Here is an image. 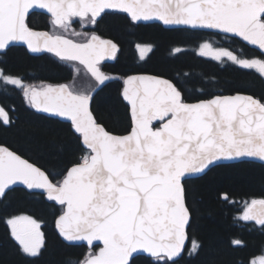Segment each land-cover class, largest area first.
Returning a JSON list of instances; mask_svg holds the SVG:
<instances>
[{
    "label": "snow or ice",
    "instance_id": "snow-or-ice-1",
    "mask_svg": "<svg viewBox=\"0 0 264 264\" xmlns=\"http://www.w3.org/2000/svg\"><path fill=\"white\" fill-rule=\"evenodd\" d=\"M35 10L49 16L51 33L34 29ZM110 14H124L131 25L156 20L239 39L260 58L241 59L209 44L201 45L200 55L254 70L264 81V0H0V56L21 43L31 53L77 61L95 81L81 90L65 84L37 88L0 68V85L21 91L46 118L68 124L76 142L73 155L79 153L53 173L0 145V219L24 256L43 255L41 223L9 211V195L22 190L58 207L56 225L65 242L87 246L75 264H180L185 252L198 254L202 247L190 232L194 209L188 181L220 162L252 158L264 163V96L197 89L187 78L127 75L120 98L130 124L125 134L109 131L90 104L97 85L114 79L101 64L116 59L119 47L84 29ZM77 24L82 31H76ZM136 49L141 61L152 51L148 45ZM12 111L0 107V126H12ZM220 199L235 203L228 193ZM237 219L264 231V198L244 201ZM231 244L243 246L239 239ZM249 264H264V254Z\"/></svg>",
    "mask_w": 264,
    "mask_h": 264
},
{
    "label": "trees",
    "instance_id": "trees-1",
    "mask_svg": "<svg viewBox=\"0 0 264 264\" xmlns=\"http://www.w3.org/2000/svg\"><path fill=\"white\" fill-rule=\"evenodd\" d=\"M30 23L37 30L50 31L51 28L50 20L44 15L33 14ZM96 30L101 37L122 47L117 61L106 68L107 72L113 73L114 79L95 96L92 104L97 120L115 134H125L130 124L120 98L121 75L147 73L173 80L187 78L197 89L203 87L206 91L226 95L264 96V81L254 70L196 55L201 41L213 40L240 58H260L258 52L237 39L184 29L165 30L157 24L134 29L124 14L105 16L96 25ZM142 41L153 44L155 50L147 62L138 64L133 45ZM177 48L181 50L178 54L174 51ZM3 62L7 74L28 82L54 83L72 81L75 77L72 65L77 64L60 62L51 54L33 57L22 47H12ZM21 95L17 89L0 85V101L5 104L3 100H6L8 106L15 108L12 112L14 124L0 126V145L9 147L41 168L53 173L61 171L79 155H73L76 142L68 124L37 114ZM61 146L65 149L63 153L58 151ZM187 186L189 205L194 209L190 232L202 247L198 254L186 252L180 264H249L254 256L264 252V231L260 226L237 219L244 201L264 198V165L244 162L218 166L205 176L188 181ZM221 193H228L235 203H224L220 199ZM7 203L12 214L31 216L41 223L46 248L37 259L24 256L11 238L8 226L0 219V264H75L81 254L87 252L85 246H69L61 240L55 226L59 209L42 197L26 196L18 190L9 195ZM0 216H3L2 212ZM234 239L241 240L243 246H233L231 241ZM138 264L145 262L141 260Z\"/></svg>",
    "mask_w": 264,
    "mask_h": 264
},
{
    "label": "flooded vegetation",
    "instance_id": "flooded-vegetation-1",
    "mask_svg": "<svg viewBox=\"0 0 264 264\" xmlns=\"http://www.w3.org/2000/svg\"><path fill=\"white\" fill-rule=\"evenodd\" d=\"M37 14V13H36ZM35 14V15H36ZM33 15V14H32ZM31 15V16H32ZM38 15V14H37ZM39 15H43V14H39ZM44 16H46V15H44ZM48 19H49V17L48 16H46ZM50 25H51V23H50ZM149 25H156V24H138V25H132V27L134 28V29H138V27L139 26H149ZM157 25H159V24H157ZM163 29H165L162 25H160ZM76 29H79V28H76ZM35 30H37V29H35ZM50 31H47V32H49V33H51L52 32V25H51V28L49 29ZM166 30V29H165ZM39 31H42V30H39ZM45 31V30H44ZM84 31H95V33L98 35V36H100L99 34H98V31L96 30V26H90L89 28H87V29H84ZM101 37V36H100ZM103 38V37H102ZM104 39H108V38H104ZM111 40V39H110ZM116 43V42H115ZM118 46H119V51H118V53H117V57H116V59L112 62V63H109V64H101V69H102V71L104 72V73H106L107 75H109L110 77H113V73H109V72H107V70H106V68L108 67V66H110V65H112V64H114L116 61H117V59H118V57L121 55V51H122V47L120 46V44L119 43H116ZM137 44H140V45H148V46H151V48H152V51H151V53L150 54H148V56L146 57V59L145 60H143V61H141V60H139L138 59V57H137V49H136V45ZM11 49V48H10ZM133 50H134V52H135V54H136V61H137V63L138 64H143V63H145V62H147L148 60H149V58L151 57V55L153 54V52H154V50H155V46L153 45V44H151V43H148V42H137V43H135L134 45H133ZM46 54H49V53H46ZM45 55V54H44ZM44 55H42V56H44ZM52 55V54H51ZM42 56H39V57H42ZM54 56V55H53ZM3 57H5V55L4 56H0V68H2L4 71H5V69L3 68V64L2 63H4L3 62ZM33 57H35V56H33ZM58 59V58H57ZM67 62H70V63H75V62H72V61H67ZM79 65V64H78ZM86 70V69H85ZM134 74H147V73H130V74H127V75H134ZM127 75H121V77H125V76H127ZM152 75V74H151ZM157 76V75H156ZM161 77V76H160ZM22 78V77H21ZM165 78V77H164ZM23 79V82L25 83V84H29V85H32V86H36L37 88H40V87H42V86H47V85H58V84H67V85H70V84H72L73 83V81H74V77H73V79H72V81H70V82H62V83H54L53 81H43V80H38V81H33V82H28V81H26L24 78H22ZM112 81L110 80L104 87H106L108 84H110ZM99 85H97V87H98ZM96 87V88H97ZM103 87V88H104ZM102 88V89H103ZM101 89V90H102ZM100 90V91H101ZM17 91L20 93L21 91H19L18 89H17ZM99 91V92H100ZM98 92V93H99ZM22 93V92H21ZM97 93V94H98ZM21 98H22V100L25 102V98H24V96H23V93H22V95H21ZM94 100V99H93ZM4 102H5V104H3L1 101H0V107H4L5 109H9V110H13L12 112H15V108L14 107H12V106H8L6 103H7V101L6 100H3ZM92 104H93V102H92ZM14 121V120H13ZM63 123V122H62ZM13 124H14V122H13ZM65 124V123H64ZM242 222H244V223H255V222H251V221H242ZM41 229H42V225H41ZM42 232H43V230H42Z\"/></svg>",
    "mask_w": 264,
    "mask_h": 264
},
{
    "label": "water",
    "instance_id": "water-1",
    "mask_svg": "<svg viewBox=\"0 0 264 264\" xmlns=\"http://www.w3.org/2000/svg\"><path fill=\"white\" fill-rule=\"evenodd\" d=\"M43 14V15H46V16H48L45 12H43V10H35V12L33 13V14ZM49 17V16H48ZM139 24H159V25H162L166 30H180V29H184V30H190V29H185V28H183V27H180V26H166V25H164L161 21H156V20H153V21H147V22H141V23H139ZM37 31H39V30H37ZM190 31H193V30H190ZM41 32H47V31H41ZM197 32H205V33H211V34H216V33H212V32H206V31H197ZM216 35H220V36H223L222 34H216ZM102 38V37H101ZM102 39H104V38H102ZM106 40H110V39H106ZM237 40H239V39H237ZM112 41V40H111ZM240 41V40H239ZM114 42V41H113ZM115 43V42H114ZM243 43V42H242ZM244 44V43H243ZM245 45V44H244ZM246 46V45H245ZM12 47H22V48H24L27 52H28V54L29 55H31V56H35V57H39V56H42V55H44V54H46V53H48V52H42V53H31L28 49H27V47H26V45H23V44H21V43H17V44H15V45H13ZM11 47V48H12ZM119 47V46H118ZM248 47V46H247ZM248 48H250V47H248ZM250 49H252V48H250ZM253 50V49H252ZM49 54H52V53H49ZM53 55V54H52ZM115 59H109V60H106V61H103L102 62V64H109V63H112L113 61H114ZM72 62H75V63H78L77 61H72ZM79 64V63H78ZM134 75H151V74H134ZM156 76V75H155ZM164 78V77H163ZM109 81H106V84L108 83ZM105 84V85H106ZM58 85H60V84H58ZM65 85H67V84H65ZM105 85H99L97 88H95V90L93 91V96H94V98H95V96L97 95V93L105 86ZM53 86H57V85H53ZM239 94H241V95H247V94H243V93H239ZM235 95V94H234ZM93 98V99H94ZM92 102H93V100L91 101V104H90V107H91V110H92ZM32 108V107H31ZM37 114H40V115H43V116H45V117H47L48 116V114H45V113H40V112H38L36 109H34V108H32ZM93 112V111H92ZM55 120H58V121H60V122H63V123H65V124H67L66 122H64L63 121V119L62 118H60V119H55ZM19 155V154H18ZM23 158V157H22ZM25 159V158H24ZM30 162V161H29ZM244 162H249V163H256V164H260V165H264V163H262V162H260V161H258V160H255V159H252V158H243V159H238V160H236V161H231V162H220L218 165H216V166H212V167H210V170H207V172H206V174L209 172V171H211L212 169H214V168H216V167H218V166H225V165H234V164H239V163H244ZM206 174H204V175H202V176H200V177H196V178H192V179H190V180H194V179H199V178H201V177H203V176H205ZM189 180V181H190ZM251 222H253V221H251ZM55 226H56V231H57V233H58V229H57V225H56V222H55ZM58 235H59V233H58ZM59 237L61 238V240L65 243V244H67V245H69V246H79L78 245V243L77 244H69L68 242H65L63 239H62V237L59 235ZM85 247H87V246H85ZM186 253V252H185ZM185 255V254H184Z\"/></svg>",
    "mask_w": 264,
    "mask_h": 264
},
{
    "label": "rangeland",
    "instance_id": "rangeland-1",
    "mask_svg": "<svg viewBox=\"0 0 264 264\" xmlns=\"http://www.w3.org/2000/svg\"><path fill=\"white\" fill-rule=\"evenodd\" d=\"M74 27H75V25H74ZM76 31L77 32H80V31H82V29L79 27V29H76ZM72 38L79 39L77 37H72ZM203 44H209L213 48H217V49H221V48L227 49V48H224V47L219 46L218 44H216L215 42H213V40H206V41H201L200 42V45L196 49V55L201 56L200 55V49H201V45H203ZM227 50H229V49H227ZM229 51H231V50H229ZM231 52L234 55L238 56L233 51H231ZM201 57L206 58V59H209V60H212V61H215V62L221 63L220 61L213 60L210 56H201ZM224 59L226 60V58H224ZM241 59H252V58H241ZM227 62L232 63L231 61H227ZM72 67H73V71H74L75 77H74L73 83L70 84L69 86H73L75 89L81 90V89H84V88H88L90 86V82L91 83H95V81L91 79L90 75L87 73V71L82 66H80L78 64H73ZM77 69H79V71H77ZM26 85H29V84H26ZM41 231H42V229H41ZM262 254H264V252Z\"/></svg>",
    "mask_w": 264,
    "mask_h": 264
}]
</instances>
